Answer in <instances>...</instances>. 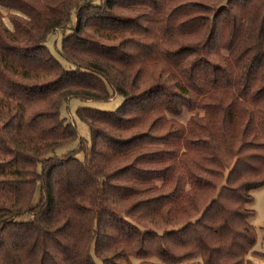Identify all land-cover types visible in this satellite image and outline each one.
<instances>
[{"label":"trees","instance_id":"16d2710c","mask_svg":"<svg viewBox=\"0 0 264 264\" xmlns=\"http://www.w3.org/2000/svg\"><path fill=\"white\" fill-rule=\"evenodd\" d=\"M262 184L264 0H0V264H254Z\"/></svg>","mask_w":264,"mask_h":264},{"label":"rangeland","instance_id":"374dc122","mask_svg":"<svg viewBox=\"0 0 264 264\" xmlns=\"http://www.w3.org/2000/svg\"><path fill=\"white\" fill-rule=\"evenodd\" d=\"M60 38L61 32L53 33L47 40L46 45L50 51L61 61L63 64L68 66V61L60 54ZM122 95L115 93L112 97L106 100L97 99H80L78 97L72 96L67 102L62 106L61 113L67 119L71 120L75 125L79 139H85L89 142V128L83 120H81L76 114L75 109L80 105L92 106L99 109L113 110L122 101ZM192 111L183 110L179 116V120L185 121ZM77 145V140L73 141L67 145L60 146L56 148V153H62L68 149H71ZM76 156L81 158L83 156L82 151H77ZM252 195V200L246 205L250 207L253 212L249 215L248 221L253 224L256 228V242L252 247L253 250L248 253V257L252 260L254 264H264V256L259 255L256 251L264 252V184L256 186L250 190ZM29 215H25L27 218ZM153 259V258H152ZM155 260V259H153ZM131 264H141L138 257H131ZM166 264V263H162Z\"/></svg>","mask_w":264,"mask_h":264}]
</instances>
